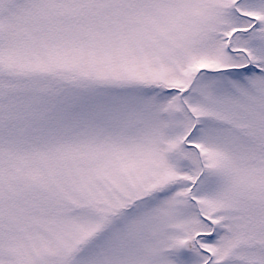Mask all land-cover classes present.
<instances>
[{"label":"snow or ice","instance_id":"1","mask_svg":"<svg viewBox=\"0 0 264 264\" xmlns=\"http://www.w3.org/2000/svg\"><path fill=\"white\" fill-rule=\"evenodd\" d=\"M0 264H264V0H0Z\"/></svg>","mask_w":264,"mask_h":264}]
</instances>
